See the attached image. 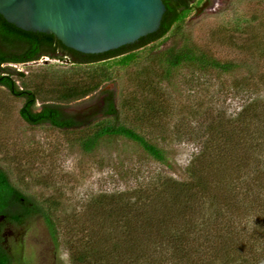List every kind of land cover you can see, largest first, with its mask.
I'll use <instances>...</instances> for the list:
<instances>
[{
	"label": "rangeland",
	"instance_id": "1",
	"mask_svg": "<svg viewBox=\"0 0 264 264\" xmlns=\"http://www.w3.org/2000/svg\"><path fill=\"white\" fill-rule=\"evenodd\" d=\"M178 27L209 57L239 66L165 78L148 46L128 65L108 62L110 80L63 104L80 115L97 106L99 91H114L116 122L162 149L163 162L117 137L85 152L79 143L106 122L100 114L80 129L30 126L18 113L23 100L0 87V167L45 209L57 239L35 219L32 264H264V0H195ZM10 67L24 74L16 85L36 94V107L90 68L49 58Z\"/></svg>",
	"mask_w": 264,
	"mask_h": 264
},
{
	"label": "trees",
	"instance_id": "2",
	"mask_svg": "<svg viewBox=\"0 0 264 264\" xmlns=\"http://www.w3.org/2000/svg\"><path fill=\"white\" fill-rule=\"evenodd\" d=\"M194 1L164 0L166 10L160 27L156 32L140 38L134 44L94 55L82 54L68 49L53 35L22 31L7 23L0 16V87L5 88L12 96L23 100L18 113L20 118L30 126L50 125L59 130L80 129L88 124L93 117L100 114L103 119H106V122L99 125L93 134L79 143L81 149L85 152L93 150L102 139L117 137L136 143L153 160L163 162L165 153L162 149L146 141L143 136L132 128L116 122L118 110L115 104L114 91H99L102 97L97 106L91 109L90 112L87 111L80 115L67 113L63 104L75 102L94 94L104 82L110 80L111 72L108 62L118 59L116 61L118 65H128L135 58L133 53L148 46L152 47L148 49L147 60L156 62L165 78H169L174 72L184 68L199 71L211 70L218 73H227L237 68L238 64L221 63L209 57L205 52L190 43L183 29L178 27L185 15L191 11ZM261 50L262 52L264 51V49ZM7 55L10 56L9 59L5 58ZM42 58L68 62L77 67L88 65L90 68L84 79L73 80L51 92V96L57 100L56 102L43 103L40 107H36L38 100L36 94L27 89H19L16 85L15 77L21 78L24 77V74L12 67L5 66V62L29 63ZM98 64L102 65L97 66ZM254 105L252 101L243 108L238 115V120H243L246 114L249 113V107H254ZM200 154L204 155V152L202 151ZM191 173L196 177L194 183L200 188H205L207 181L201 173ZM10 193L16 195V198L23 197L25 199L27 205L30 206V215L37 214L44 218L52 238L55 239V229L45 209L33 198H26L18 189L13 187L7 178L6 172L0 167V202L4 200L3 195ZM172 198L174 199L175 197ZM173 202L176 204V199ZM131 206L127 202L122 203V211H126ZM155 225L160 226L161 232L166 228L162 221L159 220L155 222ZM173 237L177 238V236ZM179 241L180 239L178 238L175 241L178 243L176 245L178 250L180 249L179 243H181ZM74 256V263L80 262L81 257ZM0 264H7V259L3 255H0Z\"/></svg>",
	"mask_w": 264,
	"mask_h": 264
},
{
	"label": "water",
	"instance_id": "3",
	"mask_svg": "<svg viewBox=\"0 0 264 264\" xmlns=\"http://www.w3.org/2000/svg\"><path fill=\"white\" fill-rule=\"evenodd\" d=\"M163 1L0 0V16L22 31L50 34L68 49L94 55L156 32L166 10ZM213 2L203 3L197 13Z\"/></svg>",
	"mask_w": 264,
	"mask_h": 264
},
{
	"label": "flooded vegetation",
	"instance_id": "4",
	"mask_svg": "<svg viewBox=\"0 0 264 264\" xmlns=\"http://www.w3.org/2000/svg\"><path fill=\"white\" fill-rule=\"evenodd\" d=\"M5 58L9 59L10 56L7 55ZM19 64L26 63L5 62V66L9 67ZM11 185L15 187L12 183ZM22 195L26 198L28 197L24 193H22ZM3 196L4 200L0 202V255L6 257L7 264H32V257L30 258L29 256L30 252L28 253L26 250V238L28 237L31 227L34 226L35 219H40L42 221L54 245H56L57 239L52 238L50 230L42 216L37 214L30 215V206L27 205L23 197L16 198V195L13 193Z\"/></svg>",
	"mask_w": 264,
	"mask_h": 264
}]
</instances>
